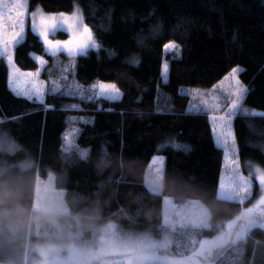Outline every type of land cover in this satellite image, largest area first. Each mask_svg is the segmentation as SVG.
<instances>
[{
    "label": "trees",
    "instance_id": "trees-1",
    "mask_svg": "<svg viewBox=\"0 0 264 264\" xmlns=\"http://www.w3.org/2000/svg\"><path fill=\"white\" fill-rule=\"evenodd\" d=\"M74 5L81 7L102 47L78 56L70 76L84 87L113 82L122 97L82 102L49 94L43 104L17 97L9 91V69L0 61V143L5 146L0 147V211L29 214L38 181L53 174L70 213L90 221L92 228L114 223L123 232L157 237L168 196L177 202L198 201L210 213L213 228L196 231L197 241L224 235L246 204L217 195L225 154L215 142L211 113L188 114L192 97L181 95L186 88L175 92L169 87L170 79L192 82L202 71L194 36L169 13L210 16L203 89H211L233 67L242 66L246 49L264 53V0H28L30 11L41 7L48 13H70ZM67 38L62 32L55 35ZM172 41L179 45L178 55L164 48ZM34 55L58 71L71 62L65 54L47 55L28 28L15 49V63L22 71H36ZM132 57L139 61L136 66L128 63ZM164 62L169 66L167 83ZM72 104L78 108L66 110ZM242 109L264 113V89L260 107L244 102ZM73 116L88 121L80 123L76 137L78 147L89 151L86 158L76 149L63 151ZM232 126L239 158L264 167V118L238 116ZM170 144L187 145V150ZM158 154L166 159L162 194L145 184L146 170ZM242 242L228 243L215 264H264V229L253 228Z\"/></svg>",
    "mask_w": 264,
    "mask_h": 264
},
{
    "label": "rangeland",
    "instance_id": "rangeland-1",
    "mask_svg": "<svg viewBox=\"0 0 264 264\" xmlns=\"http://www.w3.org/2000/svg\"><path fill=\"white\" fill-rule=\"evenodd\" d=\"M36 9L30 11L28 7L26 33L28 28L31 30V13ZM169 14L194 36L199 49L198 60L202 66L197 80L180 83L170 79L169 87L175 92L181 86H184L185 92L189 93L190 89L201 90L204 86L209 44L205 26L209 23L210 16L176 11H171ZM50 38L55 39V36ZM242 62V66H239L242 69L239 79L248 88L244 102L260 107L264 89V53L255 48H248L242 53ZM59 74L60 71L53 65L49 66L47 61L40 79L50 87V81L57 79ZM73 79L70 75L68 76L69 81ZM220 82L215 86H218ZM229 88L230 82L224 81V91H216L224 104V111H227V101L224 97ZM212 90L214 87L201 91ZM192 103L199 104L200 99H192ZM72 118L76 120L72 122L66 133L72 128L80 129V120H85L82 116ZM213 135L215 138L214 133ZM0 145V147L4 146L1 143ZM76 148L88 151V149L79 148L77 143ZM156 156L164 157L159 154L154 157ZM235 158L239 160L241 174L250 177L252 187L250 195L242 204H246L242 214L230 221L224 235L197 241L196 231L213 228L210 213L198 201L177 202L168 196H164L163 200V231L157 237L149 233L123 232L114 223L92 228L90 221L70 213L64 202L63 189L55 186L54 175L50 174L46 180L38 181L33 209L29 214L21 209L0 211V264H215L217 255L228 243L238 244L244 241L248 233L258 227L257 223L249 218L247 207L256 204L264 195V188L258 184L255 173L256 167L262 170L264 167L251 161H242L238 151ZM165 165L166 159L163 170L158 171L152 166L151 161L146 170L145 184L153 193H163ZM225 173L230 174V166H226L224 159L221 178ZM73 226L76 227V231ZM88 231H91L90 235L86 234Z\"/></svg>",
    "mask_w": 264,
    "mask_h": 264
},
{
    "label": "snow or ice",
    "instance_id": "snow-or-ice-1",
    "mask_svg": "<svg viewBox=\"0 0 264 264\" xmlns=\"http://www.w3.org/2000/svg\"><path fill=\"white\" fill-rule=\"evenodd\" d=\"M27 20L28 0H0V61L5 62L9 69L8 86L13 95L29 100L34 99L41 104L44 103V97L49 94L72 99L78 98L82 102H91L100 98L106 100L121 98L122 93L114 83L97 81L88 87H84L75 79L68 80L69 75L74 76L75 74V59L78 56L86 55L90 49L99 51L102 47L97 42L92 28L84 22L83 10L79 5H74L73 11L70 13H45L40 8L31 13V30L41 39L45 53L51 57L66 54L71 61L60 70L57 79L50 81V87L40 79L41 72L47 64L43 57L33 56L39 65L36 72H24L15 63V49L24 41ZM153 31L156 32L157 30L154 29ZM61 32L67 34L69 38L66 40L50 38ZM164 48L166 51H176L178 55L179 45L174 41L165 44ZM56 63L59 65L60 61H56ZM128 63L136 66L139 61L132 57ZM168 68V64L165 63L162 72L165 83H167ZM241 72L242 69L239 66L233 67L224 77V80L218 86H214V90L202 92L199 89H194L190 93L182 92L181 95H190L193 100L200 99L199 104L190 102L187 109L188 114L211 113L209 118L213 125L212 131L215 134L217 147L224 151L226 166H230V174L225 173L221 178L217 192L218 197L226 202L243 204L245 198L250 195L252 184L250 177L241 174L239 160L235 158L238 149L235 133L232 129V121L238 116L264 118V113L242 109L248 88L239 79ZM224 81L230 82V88L224 97L227 101V111H223L224 104L221 97L216 94V91H224ZM77 108V105L72 104L66 110H76ZM157 111L163 113L164 110L158 108ZM72 119L75 122L76 118ZM80 122L88 123L82 119ZM0 123H4V121L0 120ZM78 134V128H72L65 133L63 151L69 153L76 149L81 158H86L88 151L76 148L75 141ZM169 146L178 151L187 150V145L170 144ZM164 161V157H153L152 166L155 170H163ZM255 173L258 184L264 188V170L256 167ZM247 214L254 223H257V226L264 227V195L256 204L247 207Z\"/></svg>",
    "mask_w": 264,
    "mask_h": 264
}]
</instances>
